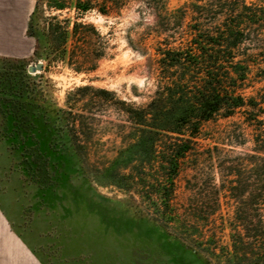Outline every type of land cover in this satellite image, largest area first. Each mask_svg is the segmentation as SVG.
I'll return each mask as SVG.
<instances>
[{"label":"rangeland","instance_id":"obj_1","mask_svg":"<svg viewBox=\"0 0 264 264\" xmlns=\"http://www.w3.org/2000/svg\"><path fill=\"white\" fill-rule=\"evenodd\" d=\"M184 1L168 0V8ZM55 14L61 20L72 18L74 11H55L45 0H34L28 17L33 46L35 39H44L45 25ZM80 21L110 35V56L88 73L58 63L31 74L41 76L39 91L46 106L70 109L71 116L44 113L31 127L24 111L15 112L7 103L5 68L39 61L44 67L45 61L30 56L11 62L0 56V207L13 229L43 264H257L254 255L260 251L246 250L244 256L243 248L233 246L242 230L235 229L232 217L238 206L244 208L242 216L255 218L264 211L250 206L253 188L235 190L233 185L240 180L261 188L258 169L249 159L257 150L254 137L264 139V113L254 124L241 111L203 122L180 160L169 210L155 207L158 193L168 189L154 178L163 171L141 167L136 156L125 165L113 162L138 140L119 100L144 106L155 97L159 48L179 47L188 28L201 23L155 21L136 2L120 15L92 11ZM207 24L214 21L201 26ZM261 74L256 71L241 90L245 98L262 95ZM96 89L114 95L104 99ZM75 135L79 141L73 145ZM84 153L87 164L74 162L83 160ZM5 243L0 244V264H29Z\"/></svg>","mask_w":264,"mask_h":264},{"label":"trees","instance_id":"obj_2","mask_svg":"<svg viewBox=\"0 0 264 264\" xmlns=\"http://www.w3.org/2000/svg\"><path fill=\"white\" fill-rule=\"evenodd\" d=\"M45 2L55 11L73 10L74 16L61 20L58 19L59 15L50 16V21L45 25L44 39H35L31 56L45 61L43 71L61 63L77 73H88L96 69L100 59L110 56L109 50L113 48L110 35L102 34L92 23L80 21L88 12L116 16L132 2H136L151 11L155 21H195L201 24L214 21L213 26L197 23L191 25L185 39L179 42V47L165 45L159 48V85L155 97L146 105L133 106L119 100L126 106L121 110L137 128L138 140L123 149V156L115 157L113 162L125 165L136 156L135 160L141 167L145 168L147 164L151 169L163 171V175H154L155 180H162L161 184L168 187L166 191L158 193L156 210H169V196L173 191L180 160L191 149L190 144L195 142L203 122L219 116H233L241 111L247 123L254 124L252 122L264 113V86L258 89L262 94L259 96L245 98L241 93L256 71L262 73L259 78L264 80V59L261 61L264 58V0H185L182 6L175 9L168 8V0ZM30 28L28 21L27 36H32ZM5 58L11 62H22L25 59ZM5 69L15 72L13 75L7 72V87L10 90L7 103L15 112L24 111L30 118L31 127L38 115L44 113L50 112L57 117L61 113L72 115L70 109L46 106L39 91L41 76H32L27 66L18 64ZM96 91L103 94L104 99L114 95L106 89ZM77 137L75 135L73 145L79 141ZM174 137L179 141H174ZM260 137H254L253 143L257 150L250 155L249 160L258 169L261 188L255 190L254 184L242 183L240 180L235 181L233 188H253L250 206H260L264 211V139ZM87 156L84 153L83 160L74 159V162L87 164ZM31 161L34 162L32 158ZM243 211L244 208L238 206L232 217L235 229L242 230V234H236L238 241L233 239L232 244L235 248H243L244 256L246 250L253 254L255 250L260 251L254 255L257 257L256 263L264 264V215L255 218L242 216Z\"/></svg>","mask_w":264,"mask_h":264},{"label":"crops","instance_id":"obj_3","mask_svg":"<svg viewBox=\"0 0 264 264\" xmlns=\"http://www.w3.org/2000/svg\"><path fill=\"white\" fill-rule=\"evenodd\" d=\"M34 0H0V56L28 58L33 51V40L26 35L29 13ZM6 242L29 264H43L21 232L13 229L0 207V244Z\"/></svg>","mask_w":264,"mask_h":264},{"label":"water","instance_id":"obj_4","mask_svg":"<svg viewBox=\"0 0 264 264\" xmlns=\"http://www.w3.org/2000/svg\"><path fill=\"white\" fill-rule=\"evenodd\" d=\"M42 69H43V65H42V63L40 61L36 62L34 64H29L27 66V71L30 74H33V73L38 72V71H41Z\"/></svg>","mask_w":264,"mask_h":264}]
</instances>
